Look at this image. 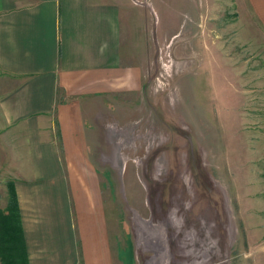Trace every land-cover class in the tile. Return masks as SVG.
Here are the masks:
<instances>
[{
    "label": "rangeland",
    "instance_id": "obj_1",
    "mask_svg": "<svg viewBox=\"0 0 264 264\" xmlns=\"http://www.w3.org/2000/svg\"><path fill=\"white\" fill-rule=\"evenodd\" d=\"M162 1L123 49L139 87L82 100L113 262L264 264V29L238 0Z\"/></svg>",
    "mask_w": 264,
    "mask_h": 264
},
{
    "label": "crops",
    "instance_id": "obj_2",
    "mask_svg": "<svg viewBox=\"0 0 264 264\" xmlns=\"http://www.w3.org/2000/svg\"><path fill=\"white\" fill-rule=\"evenodd\" d=\"M238 1L264 29V0ZM137 2L0 0V211L10 182L29 264H114L82 100L139 87L142 70L124 63L123 49L134 27L145 38L144 12L159 19L155 9L167 2ZM205 3L209 10V0L197 7ZM18 130L26 154L11 163Z\"/></svg>",
    "mask_w": 264,
    "mask_h": 264
},
{
    "label": "trees",
    "instance_id": "obj_3",
    "mask_svg": "<svg viewBox=\"0 0 264 264\" xmlns=\"http://www.w3.org/2000/svg\"><path fill=\"white\" fill-rule=\"evenodd\" d=\"M8 201L0 211V264H29L16 192L8 183Z\"/></svg>",
    "mask_w": 264,
    "mask_h": 264
}]
</instances>
